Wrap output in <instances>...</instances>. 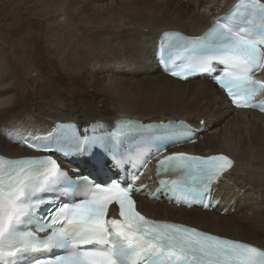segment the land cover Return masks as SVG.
<instances>
[{
	"label": "bare ground",
	"instance_id": "6f19581e",
	"mask_svg": "<svg viewBox=\"0 0 264 264\" xmlns=\"http://www.w3.org/2000/svg\"><path fill=\"white\" fill-rule=\"evenodd\" d=\"M31 1L36 0L0 1V154H32L18 137L45 132L56 121L90 125L95 120L110 124L118 117L143 122L183 119L203 131L181 150L222 152L233 161L214 183L220 202L203 211L137 196L138 209L155 219L185 223L264 249V115L232 108L221 89L205 77L177 80L164 74L154 57L161 31L197 36L234 0H68L72 22L66 18L65 27L76 36L58 80L50 75L56 63L44 65L40 50L45 42L64 47L65 31L47 28L43 17L26 12L34 7ZM106 21L109 28H96ZM32 45L31 62H20L15 53L30 56ZM48 46L46 57L52 54ZM32 67L39 75L30 86L25 72ZM146 171L154 173L152 167ZM140 182L152 187L155 180L145 176Z\"/></svg>",
	"mask_w": 264,
	"mask_h": 264
},
{
	"label": "snow or ice",
	"instance_id": "6c2138e0",
	"mask_svg": "<svg viewBox=\"0 0 264 264\" xmlns=\"http://www.w3.org/2000/svg\"><path fill=\"white\" fill-rule=\"evenodd\" d=\"M158 62L173 77L206 76L237 108L264 110V103L254 102L256 94L264 92V80L253 75L264 70V0H238L203 35L161 33ZM142 127L138 121H117L107 136L90 137L85 130L81 139L73 125L57 124L47 137L27 143L64 158L74 150L73 155L87 158L97 174L115 169L100 182L92 172L73 178L53 155L0 156V264H264L260 247L153 220L137 209L134 193L145 186L134 185L143 173L121 179L117 157L123 156L122 137ZM191 139L161 133L155 150ZM232 165L224 154L172 152L157 162L158 174L171 170L179 178L161 180L158 191L172 193L173 199L184 193L207 209L212 201L205 203V197ZM111 205L117 206L119 218L109 216Z\"/></svg>",
	"mask_w": 264,
	"mask_h": 264
},
{
	"label": "rangeland",
	"instance_id": "374dc122",
	"mask_svg": "<svg viewBox=\"0 0 264 264\" xmlns=\"http://www.w3.org/2000/svg\"><path fill=\"white\" fill-rule=\"evenodd\" d=\"M66 1H68V0H43V1L42 0H36V1H31V3H29V4L34 5V7H33L34 9L32 8L30 10V7H28V11H26V12H30L32 14V16H34V17H39V18L43 17V19L46 22L45 25H46L47 28H51L52 26L53 27L55 26L58 29H61V31H63V30L65 31L64 37H63L64 47L62 45L61 48H60V46H59V44L57 42H45L47 45L45 44L43 46V48H42L43 50L42 49L40 50L41 59L43 58L42 60H45L44 61V65H47L50 61L56 63V65H57V69L54 72L50 73L52 80H58V78L61 77L60 76V71H59L60 70V66L62 67V63H63L64 58H65L66 50L69 47V45L71 44L70 41L76 36V34H73V35L71 34V32H70L71 29L70 28L67 29V27H65L66 24H67L66 21L72 22L71 21L72 20L71 17L68 16V12H67V9H66V4H67ZM32 11H34L37 14H35ZM39 14H40V16H39ZM66 18H69V20L68 19L66 20ZM53 23H55V25H53ZM99 27H107V28H109V21L97 24L96 28H99ZM92 29H94V27ZM68 31L70 32V34H69ZM29 35L32 36V32L28 33V36ZM39 35H41L40 32L37 34V37H39ZM37 37H34L33 40L36 39ZM55 45H56L57 48L55 47ZM45 46L46 47L48 46V48H47L48 50L50 48H52V54L49 53L48 57H46L45 54H44L45 53V50H44ZM30 48H32L31 49L32 53H30V56L28 55V53H25V52L24 53H20V52L19 53H15V54H18V57L20 58L19 59L20 62H22L24 60H26V61L29 60L30 61V58L32 57V54L35 51L33 45ZM46 54H48V53H46ZM38 72L39 71L34 70V67H32V70L31 69L29 70V73L25 72V74H26L25 75V77H26L25 79H26V81L28 82V84L30 86L34 85L36 83V81L38 80V75H39Z\"/></svg>",
	"mask_w": 264,
	"mask_h": 264
}]
</instances>
